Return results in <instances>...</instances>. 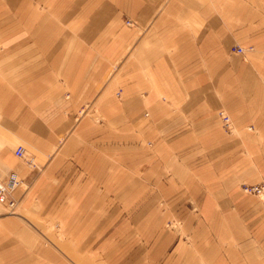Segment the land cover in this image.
Instances as JSON below:
<instances>
[{
	"label": "crops",
	"instance_id": "0c3cea01",
	"mask_svg": "<svg viewBox=\"0 0 264 264\" xmlns=\"http://www.w3.org/2000/svg\"><path fill=\"white\" fill-rule=\"evenodd\" d=\"M12 175L0 264H264V0H0Z\"/></svg>",
	"mask_w": 264,
	"mask_h": 264
},
{
	"label": "built area",
	"instance_id": "2783aa9c",
	"mask_svg": "<svg viewBox=\"0 0 264 264\" xmlns=\"http://www.w3.org/2000/svg\"><path fill=\"white\" fill-rule=\"evenodd\" d=\"M130 24L129 21L126 22ZM245 48L235 45L231 48V51L236 53H243ZM218 116L221 118L223 125L226 129H229L231 126V119L225 111L221 110L218 112ZM230 126V127H229ZM15 155L21 157L24 154V148L21 145H18L14 151ZM21 183V180L16 176L12 175L7 182V186L0 185V202L6 203L10 208H13L16 205V201L8 198V193L18 186ZM242 189L247 193L259 194L262 191L264 192V185H242Z\"/></svg>",
	"mask_w": 264,
	"mask_h": 264
},
{
	"label": "rangeland",
	"instance_id": "374dc122",
	"mask_svg": "<svg viewBox=\"0 0 264 264\" xmlns=\"http://www.w3.org/2000/svg\"><path fill=\"white\" fill-rule=\"evenodd\" d=\"M246 51V50H245ZM223 110V109H222ZM219 111H221V110H219ZM218 111V112H219ZM224 111V110H223ZM226 113V112H225ZM228 114V113H227ZM229 115V114H228ZM230 116V115H229ZM231 118V117H230ZM222 123V122H221ZM223 125V124H222ZM260 198H263V197H260ZM53 224V223H52ZM51 223H48V224H45V223H43V226H44V230H45V232H47V233H52V235H54V232H55V228H54V225H52ZM168 224H169V222H168ZM176 225V224H175ZM169 228L170 227H172V225L171 226H168ZM56 233H58L57 231H56Z\"/></svg>",
	"mask_w": 264,
	"mask_h": 264
},
{
	"label": "bare ground",
	"instance_id": "6f19581e",
	"mask_svg": "<svg viewBox=\"0 0 264 264\" xmlns=\"http://www.w3.org/2000/svg\"><path fill=\"white\" fill-rule=\"evenodd\" d=\"M244 52H245V50H244ZM242 54V53H241ZM227 114V113H226ZM228 115V114H227ZM230 117V116H229ZM220 118V117H219ZM231 119V118H230ZM220 120H221V118H220ZM221 122H222V120H221ZM222 124H223V122H222ZM224 126V125H223ZM231 126V127H230ZM229 127V130H232L233 129V124H232V120H231V125H230ZM247 193V192H246ZM253 194V193H252ZM254 195H257V196H259V197H264V192L262 191L261 193H259V194H254ZM0 204H4V203H1L0 202ZM6 204V203H5Z\"/></svg>",
	"mask_w": 264,
	"mask_h": 264
}]
</instances>
